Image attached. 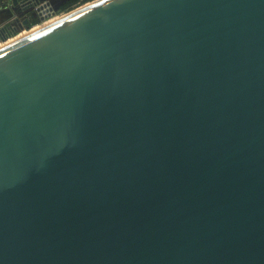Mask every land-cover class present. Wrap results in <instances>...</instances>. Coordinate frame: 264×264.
Wrapping results in <instances>:
<instances>
[{
    "label": "water",
    "instance_id": "1",
    "mask_svg": "<svg viewBox=\"0 0 264 264\" xmlns=\"http://www.w3.org/2000/svg\"><path fill=\"white\" fill-rule=\"evenodd\" d=\"M0 264H264V0H95L0 46Z\"/></svg>",
    "mask_w": 264,
    "mask_h": 264
},
{
    "label": "built area",
    "instance_id": "2",
    "mask_svg": "<svg viewBox=\"0 0 264 264\" xmlns=\"http://www.w3.org/2000/svg\"><path fill=\"white\" fill-rule=\"evenodd\" d=\"M0 3L1 4L3 3L5 5V0H0ZM5 6H6L5 9H6L8 6L7 5H5ZM2 10H4V8L1 9V12H2ZM27 18H30V21H29L28 25L25 26L23 30L14 32V34L11 36L10 39H8V40H0V46H3L4 44L9 42L10 40H13L15 38L21 37V36H18L20 33L28 34L31 31L38 29L39 27L42 26V24L45 25L53 17L50 18V19L42 21V20H39V19L38 20L37 19H33V16L30 17V15L28 13H19V14H15V16L12 19H9V20L5 21L3 24H1L0 28L3 29L5 27H10V26H14V25L17 26L18 24L22 23ZM16 19H19L20 21L17 23L15 21Z\"/></svg>",
    "mask_w": 264,
    "mask_h": 264
},
{
    "label": "rangeland",
    "instance_id": "3",
    "mask_svg": "<svg viewBox=\"0 0 264 264\" xmlns=\"http://www.w3.org/2000/svg\"><path fill=\"white\" fill-rule=\"evenodd\" d=\"M59 1H61V2L58 3ZM66 1H67V0H58V2H56V4H57V3L59 4L58 8L56 7V8H57V9H56V14H55V15L53 16V18H52L51 20H49L48 22H51V21H53V20H54V21H55V20H58L60 17L66 15L67 13H70V12H72V11H74V10L80 8V7H83L84 5H87L88 3H91V2H93V1H95V0H91V1H87V2L82 1V2H80V3L74 4V5H72V7H71L70 10H64V9H61L62 4H64ZM48 22H47V23H48ZM45 23H46V22H45ZM42 26H43V24H42ZM22 35H25V34L20 33L18 36H22Z\"/></svg>",
    "mask_w": 264,
    "mask_h": 264
},
{
    "label": "trees",
    "instance_id": "4",
    "mask_svg": "<svg viewBox=\"0 0 264 264\" xmlns=\"http://www.w3.org/2000/svg\"><path fill=\"white\" fill-rule=\"evenodd\" d=\"M82 1L87 2V1H91V0H69L68 2H66V3L62 6V9H64V10H70L71 7H72V5L77 4V3H80V2H82Z\"/></svg>",
    "mask_w": 264,
    "mask_h": 264
},
{
    "label": "crops",
    "instance_id": "5",
    "mask_svg": "<svg viewBox=\"0 0 264 264\" xmlns=\"http://www.w3.org/2000/svg\"><path fill=\"white\" fill-rule=\"evenodd\" d=\"M5 7H6V6H5L3 3H2V4L0 3V12H1V9H2V8L5 9ZM5 14H6L5 12L0 13V18H2Z\"/></svg>",
    "mask_w": 264,
    "mask_h": 264
},
{
    "label": "flooded vegetation",
    "instance_id": "6",
    "mask_svg": "<svg viewBox=\"0 0 264 264\" xmlns=\"http://www.w3.org/2000/svg\"><path fill=\"white\" fill-rule=\"evenodd\" d=\"M55 1L58 2V0H55ZM68 1H69V0H67L66 2H68ZM56 2H55V4L53 5L54 8H56V7L58 8V6H59L58 3H60L61 1H59L57 4H56ZM66 2H65V3H66ZM65 3H64V4H65ZM64 4H62V6H63ZM62 6H61V9H62Z\"/></svg>",
    "mask_w": 264,
    "mask_h": 264
}]
</instances>
